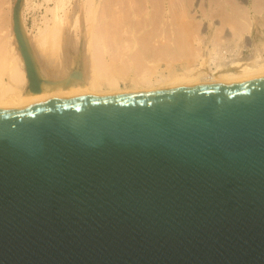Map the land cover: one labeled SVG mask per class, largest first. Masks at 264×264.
Here are the masks:
<instances>
[{
  "label": "water",
  "instance_id": "95a60500",
  "mask_svg": "<svg viewBox=\"0 0 264 264\" xmlns=\"http://www.w3.org/2000/svg\"><path fill=\"white\" fill-rule=\"evenodd\" d=\"M0 264H264V79L0 111Z\"/></svg>",
  "mask_w": 264,
  "mask_h": 264
},
{
  "label": "rangeland",
  "instance_id": "374dc122",
  "mask_svg": "<svg viewBox=\"0 0 264 264\" xmlns=\"http://www.w3.org/2000/svg\"><path fill=\"white\" fill-rule=\"evenodd\" d=\"M14 1L0 0V44H3L7 51H10L11 47V13ZM84 1L64 0V5L58 9V23L54 22L52 13L48 10V8L55 5V0H27L20 7V20L24 32L28 36L29 47L35 60L39 68L43 70V74L48 75L49 79L58 81V84L66 76H72V71L74 70L73 68L71 69L72 65L70 63L76 55H79L82 76L88 77L92 74L97 58L101 64V74L112 75L116 80L117 89L124 94L133 91L132 82L138 75L141 73L148 75L149 73L148 77L151 79V82L140 84L136 87L137 92H145L156 85L154 81L160 75H165L173 69L179 70L188 64L190 65L193 58L190 54L191 52H188V50L191 48V45H196L193 39V35L196 32H198L196 35L205 34L213 36L214 34V36L219 37L224 35L227 28L234 27L233 29H235L236 25L238 26L241 23L248 24V32H244L240 38L242 57L247 56L249 52L244 46L245 41L252 39L259 42L262 39L261 34L264 38V12L255 13L250 8L253 0H239V2L238 0H234L235 2L229 0L228 3H235L236 7H242V5L243 7L246 5L249 7L250 10L246 15V20L240 18L239 21L242 20L241 22L237 20L239 15L237 10L234 11L231 6L228 7L232 11L230 9L225 10L223 5L218 6L220 4L217 1L219 2L220 0H215L214 4L213 0H184L182 4L180 0H173L172 3L175 5L172 4L173 8L171 7L169 10L166 0H149L147 3L141 1L134 6L132 9L134 11H131L129 5L125 4L124 0L118 1L119 4L117 2L116 5L112 0H100L101 4L98 7V12L90 17L83 15ZM103 1L106 5H104ZM259 2L263 3L264 1L259 0ZM104 9L106 10L103 11ZM243 16L245 17V15ZM78 17L79 20L76 22ZM247 20L248 22L246 23ZM37 26H46L41 35H34ZM50 30L53 31L50 32ZM219 30L222 34L219 33ZM96 34L100 36L99 38L102 42V46L100 47L95 44L93 45L96 42ZM167 34H170V36ZM169 44L171 47L168 46ZM185 48H187L186 51ZM13 63L15 64V62ZM66 63H69L67 64L69 65L67 68H70V70L66 68ZM72 77L78 78V76ZM1 79L4 82L8 81V77L4 71L1 73ZM14 88L22 92L28 90L27 87L23 86V83L16 84ZM98 93L99 95H103L102 91Z\"/></svg>",
  "mask_w": 264,
  "mask_h": 264
},
{
  "label": "bare ground",
  "instance_id": "6f19581e",
  "mask_svg": "<svg viewBox=\"0 0 264 264\" xmlns=\"http://www.w3.org/2000/svg\"><path fill=\"white\" fill-rule=\"evenodd\" d=\"M101 1L100 0H85L83 2L84 3L83 4V15H85L86 17H90L94 13L96 14L98 12L97 10L101 4L100 3ZM104 1H103V3H105ZM112 1L116 5V3L120 0H112ZM124 1L126 2L125 4L129 5V8L131 9V11H134L132 9L134 8V6L137 3L141 2V1L144 3L149 2V0H124ZM166 1L168 2V7H169L168 10H169L172 7L171 5L174 3H172L173 0H166ZM180 1H181V4L184 3V0H180ZM262 1H264V0H262ZM26 2H27V0H22L20 7H22ZM55 2H56L55 5L53 7L48 8V10L51 11L54 22L58 23V21H59L58 9L62 8V5H64V0H55ZM212 2L214 4L215 0H213ZM228 2H229V0H220L219 2L217 1V3L220 4L218 6L223 5L225 7V10L230 9L232 11V9L229 8L228 6H231L234 9V11L237 10L238 14H239L238 18H237L238 21L240 18H243V19L247 18L246 15L248 14V12L250 10L247 5L245 7H243V5H242V7H243L242 8V7H236L235 3H232L234 5L233 6L231 3H228ZM238 2H239V0H238ZM189 3H191V2H189ZM251 3H252V5L250 8H252L255 11V13L264 12V2L261 3V2H259V0L258 1L253 0V2H251ZM118 4H119V2H118ZM241 4H242V2H241ZM104 5H106V3ZM121 5H123V4H121ZM125 7H126V5H125ZM181 7H183V6L181 5ZM104 8H105V6H104ZM215 9H216V7H215ZM221 9H222V7H221ZM105 10L106 9H104L103 11H105ZM110 10H112V9H110ZM118 10H119V8H118ZM180 10H181V8H180ZM207 12H209V11H207ZM170 14H172V13H170ZM174 15H175V13H174ZM212 15H215V14H212ZM243 15H245V17ZM227 16H229V15H227ZM79 17L76 20V22H78ZM219 17H221V16H219ZM172 18H173V16H172ZM223 18H224V16H223ZM187 19H189V18H187ZM224 19H226V18H224ZM11 21H12V17H11ZM183 21H184V19H183ZM241 21H239V22H241ZM162 22H163V20H162ZM221 22H223V21H221ZM247 22H248V20L246 21V23ZM166 23H167V21H166ZM180 23H182V22L180 21ZM219 23H220V20H219ZM227 23H229V22L227 21ZM173 24H175V23H173ZM20 26H21V31H22L24 40H25L27 47H28V51H29L31 58L33 60L35 70L37 72L38 77L41 80V82H40L41 90L39 93H32L28 90H25L24 92H22V91H20V90L18 91L17 89L14 88V86L18 83H23V86L27 87L28 80L26 78L24 62H23V58L20 54L19 46H18L17 41L15 39L14 33L11 30L12 31L10 33V37H11L10 51H11V53H10V51L6 50V48L3 44H0V111H8L11 109L24 107V106H28V105H32V104H37V103L46 102V101H52L55 99L58 100V99H65V98H87V97H99V96H110V95H116V94H124L121 91L119 92V90L117 89L116 80L112 75L108 76V75H104V74L102 75L101 74V71H102L100 69L101 64L99 63L100 61L97 58H96L95 65L93 67L94 69L92 71V74H90L88 77H84V75L82 76V72L80 71V68H81L80 56L76 55L74 59L72 58L73 60H72V62L70 61L71 62L70 64L72 65L71 69L73 68V70L75 71V72L72 71L73 72L72 76H78V78H74L72 76H66L60 84H58V81L49 79L48 75L43 74V72H42L43 70H41V68H39L38 63L35 60V57H34L32 51L29 47L28 36L24 32L21 20H20ZM122 26H123V24H122ZM221 26H223V25L221 24ZM224 26H225V24H224ZM123 28H124V26H123ZM163 28H164V26H163ZM233 28H229V29L227 28V31H225L224 35L219 36V37L216 35L214 36V34H213V36H210V35L208 36L205 34H203V35L197 34L196 35V33H198V32H196L193 35L194 43L196 45H194V46L191 45V48L188 50V52H191L190 54L193 58L190 65L188 64L186 67H183L179 70L173 69L172 71H169L168 74L160 75V77L156 78L154 81L156 83V85L154 87L152 86L150 89H147V91H145V92H148V91L153 92V91H157V90H167V89L188 88V87L201 85V84L238 85V84H243V83H246L249 81L264 79V38L262 37V34L260 35L262 39L259 42H256L252 39L244 42V46L248 49L249 52H248L247 56L242 57L241 52H240V38L243 36L244 32H248L247 30H248L249 26H248V24L241 23L238 26L236 25L235 29H233ZM45 29H46V26L45 27L37 26L35 28V34L34 35H38V34L41 35ZM138 29H139V27H138ZM195 29H196V27H195ZM214 29H216V28H214ZM222 29H223V27H222ZM52 31L53 30H50V32H52ZM186 31H187V29H186ZM219 33H221V31ZM167 35L170 36V34H167ZM245 36H247V35H245ZM99 37L100 36L98 34H96V37H95L96 42L93 43V45L95 44L96 46L98 45L100 47V46H102V42H101ZM166 39H167V36H166ZM188 39H190V38H188ZM176 45L178 46V44H176ZM168 46H170V44ZM186 50H187V48H185V51ZM13 62H15V64ZM67 64H69V63L65 64L66 68L69 66ZM67 69L70 70V68H67ZM3 71L6 73V75L8 77V81L4 82V80L1 79V73ZM144 72H146V71H144ZM49 75H50V73H49ZM148 75H149V73H148ZM148 75H146V73H141L140 75H138L132 82V87H133L132 90L133 91H130L128 93L129 94L130 93H136L137 92L136 91L137 86H139L140 84H148L149 82H151V79L148 77ZM52 84H55V85H52ZM102 88H104V90H102ZM100 91H102L103 95H99L98 92H100Z\"/></svg>",
  "mask_w": 264,
  "mask_h": 264
}]
</instances>
